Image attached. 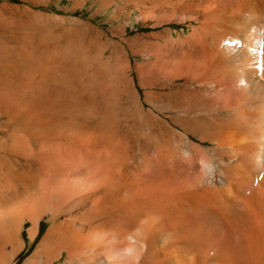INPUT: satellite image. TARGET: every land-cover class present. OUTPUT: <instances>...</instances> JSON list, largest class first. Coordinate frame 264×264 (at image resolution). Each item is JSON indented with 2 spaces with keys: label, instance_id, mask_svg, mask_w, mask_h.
Masks as SVG:
<instances>
[{
  "label": "bare ground",
  "instance_id": "bare-ground-1",
  "mask_svg": "<svg viewBox=\"0 0 264 264\" xmlns=\"http://www.w3.org/2000/svg\"><path fill=\"white\" fill-rule=\"evenodd\" d=\"M9 1L0 264L42 222L24 264H113L130 233L139 264H264V0H69L84 23ZM120 1L189 34L92 23Z\"/></svg>",
  "mask_w": 264,
  "mask_h": 264
},
{
  "label": "rangeland",
  "instance_id": "rangeland-1",
  "mask_svg": "<svg viewBox=\"0 0 264 264\" xmlns=\"http://www.w3.org/2000/svg\"><path fill=\"white\" fill-rule=\"evenodd\" d=\"M5 1L6 0H0L1 3L5 2ZM23 1L28 2L27 0H23ZM31 1L35 2V4L34 3L31 4L29 2H28V4H26V3L22 2V0H10L9 3H11V4L17 3V5H22L24 3V5L26 7L31 8L32 11L41 15L46 23L51 22L50 16H52V15H59L62 17H66L67 19H70V20L78 18L77 20L84 23V22L89 20V17L91 16L92 12L96 9V6H93V9H89L90 4H88L83 11L80 9L77 12H71V11H69V8H70L72 2L69 0H63V1L31 0ZM121 5H122V2L120 1V2L116 3V5L111 6V7L107 8L106 10L101 11L102 13H99V12L96 13L95 15H93L94 18L91 20L92 23L94 25L100 26V28L103 31H107V32L110 30V28L117 27L118 25L122 24L127 29V31L124 35V37L126 39H128V38L132 39L135 37V35L136 36L137 35L142 36V35L146 34V36H148V35L149 36H155L157 34H160V32L166 33V34H169V32H170V33L174 34V36H177V34H180V35H182V37H185L187 34H189V28L186 27L185 24H178L175 22H167V23H164L162 25H161V23H158V25H157V22H148L147 24H143L142 21H140V19H138V13L137 12H133L128 17V15H127L128 11H125V13H124L125 15L123 16V18H125V19H122L123 21H121V22L111 20L112 15L115 14L116 7L121 6ZM127 8H129V6H127ZM127 8H126V10H128ZM162 30H163V32H162ZM130 60H131L132 64H134L136 61H140L139 59L137 60L133 55H130ZM26 226H28V225H26ZM46 228H47V223L42 222L40 225V230L42 229L45 232ZM44 232H43V234H44ZM41 233H42V231H41ZM42 235L39 237V234H38L35 242L32 244H29V239L27 237V233L24 230L23 237H24V241L26 242V247L23 250V252L15 258L13 264H24L25 260L29 256H31L32 253L34 252V250L36 249L37 244H38L40 238L42 237Z\"/></svg>",
  "mask_w": 264,
  "mask_h": 264
},
{
  "label": "clouds",
  "instance_id": "clouds-1",
  "mask_svg": "<svg viewBox=\"0 0 264 264\" xmlns=\"http://www.w3.org/2000/svg\"><path fill=\"white\" fill-rule=\"evenodd\" d=\"M134 239L131 233L125 237L127 244L116 251L113 264H139V252Z\"/></svg>",
  "mask_w": 264,
  "mask_h": 264
},
{
  "label": "trees",
  "instance_id": "trees-1",
  "mask_svg": "<svg viewBox=\"0 0 264 264\" xmlns=\"http://www.w3.org/2000/svg\"><path fill=\"white\" fill-rule=\"evenodd\" d=\"M41 231H42V233H41ZM43 232L44 231L41 229L40 232H39V237L43 234Z\"/></svg>",
  "mask_w": 264,
  "mask_h": 264
}]
</instances>
